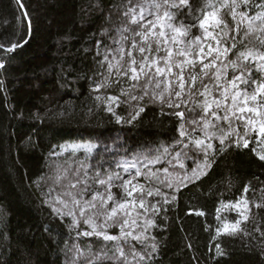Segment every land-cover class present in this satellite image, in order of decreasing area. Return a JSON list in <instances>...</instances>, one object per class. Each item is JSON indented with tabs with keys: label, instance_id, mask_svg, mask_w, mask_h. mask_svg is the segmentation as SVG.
Here are the masks:
<instances>
[{
	"label": "trees",
	"instance_id": "1",
	"mask_svg": "<svg viewBox=\"0 0 264 264\" xmlns=\"http://www.w3.org/2000/svg\"><path fill=\"white\" fill-rule=\"evenodd\" d=\"M208 2L218 6L219 0H190L193 15L196 9L211 10L204 8ZM260 2L249 0V15L255 14L252 6ZM126 3L0 0V45L4 46L0 49V264H72L74 246L85 253L77 257V264H93L101 254L107 257L101 264H120L122 258L115 257L113 242L78 235L89 231L88 225L81 220L78 228L73 227L70 216H61L53 209L61 207L54 197L68 182H56L63 170H68L69 178L81 165L88 166L89 176L98 165L101 172L117 171L113 161L131 159L133 153L179 138V120L167 106L145 97L138 105L144 111L130 119L137 101L127 104V97L120 96L121 103L114 106L113 114L107 111L104 100L95 99L119 95L120 87L126 86L123 81L114 83L113 74L111 86L95 91L97 83L108 75L107 64L101 66L100 62L106 49L116 47L115 29L128 23L123 16ZM243 10L244 6L238 11ZM173 11L177 23L192 22L187 8ZM220 15L228 25L225 31L235 27L227 12ZM243 31L242 26L237 40ZM199 34L193 27L191 35ZM259 39H264L261 33H251L244 44L258 48ZM13 43L18 46L8 51ZM233 58L230 54L229 59ZM250 67L253 77L259 78L255 66ZM231 76L229 70L228 78ZM117 116L123 120L118 121ZM252 141L248 148L229 147L226 141L222 151L219 142L213 141L218 151L214 160L209 157L212 163L205 175L178 191L162 188L168 197L166 204L161 197L149 198L152 203L160 201L155 217L149 213L156 224L149 230L154 241L123 243L125 252L144 256V264H264V237L260 235L264 232V160L257 154L255 134ZM83 143L95 148L91 153L62 150ZM195 158L200 162L203 155ZM161 166L168 167L165 161L152 167L155 170ZM186 166L188 172L195 167L190 162ZM139 182L145 181L140 178ZM89 183L95 187L92 181ZM112 192L117 198L121 195L115 187ZM241 199L248 201L249 219L241 223V228L249 235L217 236L219 223L240 218L233 208L221 207V202L235 204ZM108 232L118 235L119 228L111 227ZM152 243L156 244L155 251ZM89 252L92 255H87ZM127 260L133 261V257L128 255Z\"/></svg>",
	"mask_w": 264,
	"mask_h": 264
},
{
	"label": "snow or ice",
	"instance_id": "2",
	"mask_svg": "<svg viewBox=\"0 0 264 264\" xmlns=\"http://www.w3.org/2000/svg\"><path fill=\"white\" fill-rule=\"evenodd\" d=\"M242 6L245 10L238 11ZM252 7L255 14L249 15V0H219L218 6L208 2L204 8L211 10L196 9L193 15L190 0H127L124 5L123 16L128 23L115 29L117 36L113 43L116 47L106 49L100 62L101 66L107 64L108 75L97 83L95 91L111 86L109 80L113 74L114 83L123 81L126 86L120 87L119 95L96 96L95 99L104 100L107 111L113 114L114 106L119 107L121 103L120 96L127 97L124 101L127 104L137 101L135 115L130 119L144 111L138 105L145 97L167 106L173 110L171 115L179 120V138L168 145L162 143L155 149L133 153L131 159L113 161L117 171L101 172L98 165L89 176L88 166L81 165L74 177L69 178L68 170H63L56 176V182H68L54 197L61 207L53 209L61 216H70L73 227L78 228L81 220L88 225L90 230L78 232V235L98 236L113 242L115 257L122 258L120 264H133V261L144 264V256L132 251L126 253L122 244L133 240L154 241L149 230L156 224L149 213L155 217L160 201L152 203L149 198L161 197L166 204L168 197L162 188L178 191L181 186L205 175L212 163L209 157L214 160L218 151L213 141L219 142L220 151L226 141L229 147L248 148L253 142L252 134H255L257 154L264 160V39H259L258 48L244 44V38L251 33L259 32L264 36V0ZM183 8H187V14L192 17L188 24L176 22L173 10ZM222 11L234 21L235 27L230 31L224 30L228 25L220 15ZM242 26L243 36L237 40ZM193 27L198 29L199 35H191ZM17 46L13 43L8 51ZM3 47L0 45V49ZM230 54L233 59H229ZM250 65L260 73L259 78L253 77ZM0 67H3L2 63ZM229 70L232 71L231 79L228 78ZM184 109L189 114L187 118ZM117 120L121 121L123 117L117 116ZM241 127L244 129L242 134ZM69 147L73 152L84 148L91 153L95 145ZM62 150L68 148L62 147ZM252 150L256 152L257 148ZM199 154L203 155L200 162L195 158ZM161 161L168 167L153 170L152 166ZM186 162L195 165L190 172ZM177 166L179 171H176ZM140 178L145 182L140 183ZM113 187L121 193L119 198L112 192ZM52 191L50 188L49 193ZM221 207L235 208L240 218L223 220L215 229L216 235H249L241 228V223L249 219L245 214L248 201L242 199L228 205L221 202ZM219 211L217 209V220H220ZM114 226L119 228L118 235L108 232ZM256 231H260L259 228ZM260 235L264 237V232ZM150 247L156 250L155 243ZM216 247L217 253L221 254L220 246ZM74 252L72 264H77V257L85 253L78 246H74ZM128 255L133 261L127 260ZM106 258V255H97L93 264H101Z\"/></svg>",
	"mask_w": 264,
	"mask_h": 264
},
{
	"label": "rangeland",
	"instance_id": "3",
	"mask_svg": "<svg viewBox=\"0 0 264 264\" xmlns=\"http://www.w3.org/2000/svg\"><path fill=\"white\" fill-rule=\"evenodd\" d=\"M218 3V2H217ZM213 4H216V2L215 3H213ZM240 130V132H241V134H242V131H244V130H241V128L239 129ZM88 143H83V144H71V145H87ZM70 145H68V146H64V147H67L68 148V150H72L71 149V147H69ZM79 150H85L84 148H80ZM86 151V150H85ZM170 172H172L173 171V169L172 170H169ZM242 200V199H241ZM240 201V200H239ZM241 208H243V205H241ZM234 210H236L235 208H233ZM237 211V210H236ZM238 212V211H237ZM248 212V211H247ZM247 212L245 213L246 215H247Z\"/></svg>",
	"mask_w": 264,
	"mask_h": 264
}]
</instances>
